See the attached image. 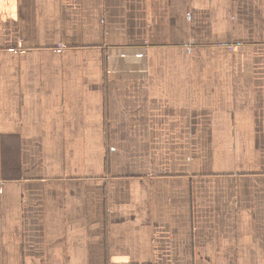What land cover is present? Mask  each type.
Listing matches in <instances>:
<instances>
[{
    "label": "crops",
    "instance_id": "0c3cea01",
    "mask_svg": "<svg viewBox=\"0 0 264 264\" xmlns=\"http://www.w3.org/2000/svg\"><path fill=\"white\" fill-rule=\"evenodd\" d=\"M0 264H264V0H0Z\"/></svg>",
    "mask_w": 264,
    "mask_h": 264
}]
</instances>
